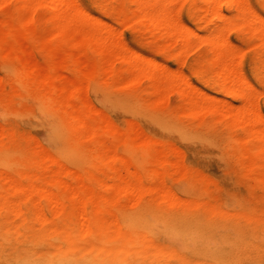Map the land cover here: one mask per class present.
<instances>
[{
	"label": "bare ground",
	"instance_id": "bare-ground-1",
	"mask_svg": "<svg viewBox=\"0 0 264 264\" xmlns=\"http://www.w3.org/2000/svg\"><path fill=\"white\" fill-rule=\"evenodd\" d=\"M11 2L16 16L0 17V264H15L16 201L34 192H47L37 204L35 223L66 225L70 236L85 231L80 241L99 239L102 229L114 227L109 238L134 250L136 240L127 238L121 215L90 213L95 206L122 202L109 198L111 191L139 196L141 202L153 194L169 201L175 233L182 232L186 245L173 249L171 264H264V194H258L264 193V0H0V6ZM115 23L138 27L117 35ZM157 31L163 32L160 45ZM142 32L151 33L149 40ZM40 39L49 42L48 55L46 66L36 69L19 43H31L39 55ZM66 41L97 51L95 62L84 66L68 52L67 64H60L58 47ZM192 48L195 53H188ZM114 60L122 63L120 69ZM166 60L187 73L165 72L161 79ZM145 79L153 102L142 86ZM37 83H48L49 90ZM247 87L260 96L255 99ZM169 88L180 100L163 106ZM117 112L131 120L119 122ZM37 117L48 122L59 148L52 150L23 130L22 123ZM151 122L173 140L149 134L144 124ZM178 142L218 148L230 182L242 184L245 196L187 164ZM166 149L172 157L165 156ZM104 177L113 183H103ZM71 191L83 196L65 195ZM49 206L61 212L48 213Z\"/></svg>",
	"mask_w": 264,
	"mask_h": 264
},
{
	"label": "rangeland",
	"instance_id": "rangeland-1",
	"mask_svg": "<svg viewBox=\"0 0 264 264\" xmlns=\"http://www.w3.org/2000/svg\"><path fill=\"white\" fill-rule=\"evenodd\" d=\"M178 5L179 3L177 2H175V4H172L174 12L178 8L180 9ZM14 7V2L0 6V17L3 16V14H5L6 12L7 15L9 14V21H12V17L16 16ZM175 13H177V11ZM42 14V20L45 21L46 14L48 17V13L47 11H44ZM95 15L107 23H113V20L108 18L107 16L100 14ZM135 27H138L137 23H133L130 25H126L125 23H115L117 35H128L130 34V31ZM31 29L32 28H30L29 32H31ZM34 32H37L38 34L36 35L34 34ZM32 34H34V36H37L38 38V36L40 37L41 33L33 30ZM162 34V31H157L154 34L155 41L159 45L160 43H163L164 40ZM142 36L145 40H149V38L151 37V33L142 32ZM42 37L44 39L45 35ZM231 37L234 41V33L231 34ZM41 41L42 39H40V42ZM42 42L44 43V46L40 47L43 49V51L41 52V50H39V55H36L34 53L31 43L25 42L23 40H20L19 43L20 48L28 53L25 59H27L29 63H31V65H33V67H35L36 69H41L46 66L45 56L48 55V52L44 51V47L45 44H47V47H45L47 50L49 42ZM68 42L69 41L61 42L58 47L60 50V52H58L59 56H57L58 62L60 60L59 58L62 59L64 57V59L60 61V64H67L65 59L68 52L74 54L75 61L77 63L80 62L84 66H90L92 62H95L96 58L98 57L97 51L94 52L92 49H89L84 45L78 49H75L73 46L71 47V43L73 44V42ZM131 46L133 47L134 44H128L126 47H129L131 49ZM40 47L39 49H41ZM240 49H237V51L241 52ZM5 51L6 50H4V54H6ZM171 51L174 53V51L177 50L175 49V47H172ZM195 51L196 49L192 48L188 50V53L194 54ZM60 54L65 55L61 56ZM147 56L153 57V51L147 52ZM112 62L114 63L115 68H121L122 63L119 60H114ZM112 62L111 64L107 63L106 66L111 65L112 67ZM178 64L179 63L177 62L166 60L164 62L165 69L164 72H162L161 79L165 80L164 76L167 74L165 72L170 73V71H176L177 73H179L178 71H183V73H187V69L181 66V64ZM106 66H103V69L107 74V69L109 66ZM111 67H109V70ZM62 79V82L66 83L67 87L69 88L71 84L69 81H67L68 77H63ZM149 81V79H145L142 83V86H145L143 88L147 89V99L150 102H153L155 101L156 97L154 93H151V91H153V88L150 87L151 82L149 83ZM121 82L124 81L122 80ZM0 83L2 84L4 82L0 81ZM56 83L59 84L61 83V81L58 80ZM34 86L44 91L49 90L48 88L50 87L48 83H37ZM133 90H137L135 86ZM188 91L195 93L194 88H189ZM246 91L250 92L255 99L260 96V91H258V89L247 87ZM206 92L217 98L219 97V99L223 98V100H228L230 104H235L234 106H237L238 104L237 101L228 99L224 95L208 91ZM92 98L96 100V95L92 94ZM178 98L179 94L173 88H169L167 89V92H165V101L162 103V105H175L180 100V98ZM202 115V119H205V114ZM114 116L121 123L128 122L126 120H131V117L129 115H123L119 112L115 113ZM199 117H201V115ZM197 119L199 118L197 117ZM191 121L197 122L196 117H194L193 120L191 119ZM144 127L151 135L159 137L162 136L173 140L172 137H169L168 135L162 133L161 128L155 123H145ZM22 128L23 130H25V132L32 134L34 137L40 140L43 145L51 148L52 150L60 147V142L56 135L51 136L47 132V130L49 129V124L45 119L37 117L32 120L25 121L24 123H22ZM120 138L121 141H126L127 135L123 133L121 134ZM104 142V147H108L111 145V141L108 138H106ZM178 145L187 153V164L192 167L199 168L200 171L211 177V179H213L215 182L225 184L228 187H232L234 190H236L237 194L245 196V189L242 184L239 183L235 185L234 183L230 182V179L227 175L228 170H226L225 167L226 160L218 148L201 142H193L192 144L178 142ZM163 153L165 154V156L172 157L173 155V152L169 149L163 150ZM122 170L128 169L124 167ZM11 177L12 176H8L9 179ZM78 183L80 186V181H78ZM103 183L113 182L109 178L104 177ZM46 193L47 192L29 193L25 197L18 198L16 201V208L19 215L16 218L15 224V236L17 239L15 250V264H171L170 254L172 253L173 249L177 248L181 249L182 251L186 250V245L183 240L184 235L182 234V232L175 233L174 224L170 217L169 201L165 199L161 194H153L148 202H141L139 196H130L125 193L111 191L109 193H106L107 196L113 200H122L120 204H115L113 206L98 205L91 209L90 213L98 217L105 216L109 212L122 216V218L124 219L123 226H125L124 224L128 225L125 229L127 238L131 239L133 237L136 240L134 244V250H130L131 246H124L122 244L123 242L115 241L109 238L112 234L115 233L113 231L115 229L114 227L112 229L108 227H105L104 230L102 229V235L99 239L80 241V234L85 233V231L76 232V235L70 236L69 228L66 225L57 224L56 222H53L54 224H49L48 222L35 223L36 214L38 212L37 204L38 202H40L43 196H47ZM59 193L61 194L64 192ZM81 193L82 192L79 191H71L66 193L65 195L71 198L80 199L83 196ZM258 194L263 195L264 193L259 192ZM215 199H219L218 201H220L222 198H220L219 195H215ZM26 202L27 206H25ZM47 211L48 213L53 212L58 215L61 212V208L58 207L54 209L52 206H49L47 207ZM23 212H26V216ZM149 241L153 242L149 244Z\"/></svg>",
	"mask_w": 264,
	"mask_h": 264
}]
</instances>
